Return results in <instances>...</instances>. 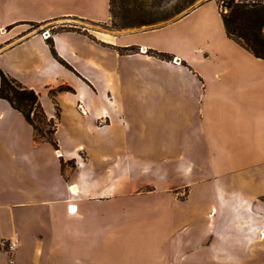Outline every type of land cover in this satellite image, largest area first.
I'll use <instances>...</instances> for the list:
<instances>
[{"label": "crops", "instance_id": "1", "mask_svg": "<svg viewBox=\"0 0 264 264\" xmlns=\"http://www.w3.org/2000/svg\"><path fill=\"white\" fill-rule=\"evenodd\" d=\"M211 2L215 58L130 38ZM111 22L110 0H0V69L39 94L58 145L0 98V264H264V59L227 35L219 0ZM161 66L184 87L137 86Z\"/></svg>", "mask_w": 264, "mask_h": 264}, {"label": "trees", "instance_id": "2", "mask_svg": "<svg viewBox=\"0 0 264 264\" xmlns=\"http://www.w3.org/2000/svg\"><path fill=\"white\" fill-rule=\"evenodd\" d=\"M194 0H110L112 24L117 27L151 25L181 13ZM222 19L227 35L264 59V0H222ZM53 53L56 55L52 47ZM62 61V60H61ZM67 67L70 68L64 61ZM0 98L19 111L33 127L36 141L58 148L55 122L48 118L39 94L0 69ZM47 125L44 130L38 123Z\"/></svg>", "mask_w": 264, "mask_h": 264}, {"label": "rangeland", "instance_id": "3", "mask_svg": "<svg viewBox=\"0 0 264 264\" xmlns=\"http://www.w3.org/2000/svg\"><path fill=\"white\" fill-rule=\"evenodd\" d=\"M148 1V0H146ZM201 0H194L191 5H189L188 8L183 10L181 13L175 14L172 17H170L168 20L160 21L155 24L151 25H140V26H132V27H117L114 26L111 22V26H102L101 28L106 29H112L117 31L122 30H130V29H148L153 28L156 26H159L161 24H164L166 22H170L175 20L176 18L180 17L184 13H186L189 9L197 5ZM222 0H219V5L222 10ZM206 13L202 12H196L193 16L184 19L174 25L168 26L165 29H162L159 32L156 33H150L147 35H133L130 36L131 39L138 41L140 43H148L153 44L156 47H168L172 48L181 52L186 53L189 58L193 61H199L202 57L206 55H210L212 58H215L217 55H220L218 52V48H216V42H218V33L213 26L210 29H206V25L208 22L214 23L215 15L217 14V5L214 2H211V4L208 6ZM156 56H158L160 59L165 57V60H167L166 56L163 57L164 54L160 52H154ZM160 53V54H159ZM172 71H174L171 68H167L164 66H161L159 70H154L155 77H161L159 81H153L154 78L144 75L142 78V85H137L138 87H152L153 85L156 87H165V88H182L185 85V80L183 77H179L176 73V75H172ZM168 75V76H167ZM170 77V79H169ZM136 86L135 84L133 85ZM93 89L96 90V88L91 85ZM38 123V122H37ZM39 127L46 130L48 127L44 123H38ZM152 134V133H151ZM155 138L159 141L160 138L164 136V134L159 130L155 131L154 133ZM73 165V162L67 163V165ZM7 241V240H2ZM1 241V242H2ZM11 260V259H10Z\"/></svg>", "mask_w": 264, "mask_h": 264}, {"label": "built area", "instance_id": "4", "mask_svg": "<svg viewBox=\"0 0 264 264\" xmlns=\"http://www.w3.org/2000/svg\"><path fill=\"white\" fill-rule=\"evenodd\" d=\"M42 36L44 39H47L50 37V34L48 33V31H44L42 33ZM71 193H75V191L73 189H71ZM76 206L70 205L68 206V211L71 213H74L76 211ZM18 245V241L16 239H11V240H7V241H2L1 242V247L3 249V251H5V253H12L13 251L16 250ZM10 263H13V260H9Z\"/></svg>", "mask_w": 264, "mask_h": 264}, {"label": "bare ground", "instance_id": "5", "mask_svg": "<svg viewBox=\"0 0 264 264\" xmlns=\"http://www.w3.org/2000/svg\"><path fill=\"white\" fill-rule=\"evenodd\" d=\"M73 190H75V189L73 188Z\"/></svg>", "mask_w": 264, "mask_h": 264}]
</instances>
